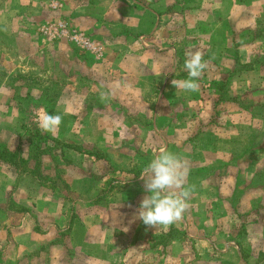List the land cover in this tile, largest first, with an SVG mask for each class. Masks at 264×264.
Here are the masks:
<instances>
[{
	"label": "rangeland",
	"instance_id": "rangeland-1",
	"mask_svg": "<svg viewBox=\"0 0 264 264\" xmlns=\"http://www.w3.org/2000/svg\"><path fill=\"white\" fill-rule=\"evenodd\" d=\"M159 1L163 2L159 14L164 17L157 30L161 51L140 53L144 66L142 72L137 68V76L132 67L127 75L109 79L106 70L108 79L102 85L97 75L102 70L98 64L105 61V43L94 35L114 29L115 34L122 33L124 43L140 44L135 37L139 33L128 27L130 18L125 28L122 23L109 26L106 19L94 24L87 7L90 0H0V148L21 152L29 161L13 166L18 180H24L21 185L34 192L39 188L55 191L66 205L76 201L87 213L90 169L93 179L108 175L95 187L107 192L96 198L109 201V192L119 190L124 177L134 180L159 146L168 147L189 168L188 191L200 183L199 169L214 172L217 160L225 164L237 157L240 164L247 157L264 158V0H204L200 4L183 0L174 5ZM80 5L86 9L72 16ZM197 50L206 65L197 80L198 90L175 89L172 80L187 78L184 60ZM90 61L97 65L91 66ZM118 83L125 85L121 91L127 100L90 98L91 89V94L117 93ZM137 91L142 92V101L136 100ZM46 96L50 103H44ZM107 106L116 114H90ZM42 110L62 116L56 131L47 133L38 127L36 114ZM108 122L133 126V133L117 130L112 133L115 137L108 138L110 133L100 132ZM205 138L218 141V150L206 152ZM234 142L238 146L230 150ZM90 156L95 158L91 163ZM71 184L80 193L89 190L88 195L70 192ZM126 187L145 191L143 181H128ZM131 198L137 202L138 198ZM140 235L146 238L149 229ZM165 238L160 235L158 241Z\"/></svg>",
	"mask_w": 264,
	"mask_h": 264
},
{
	"label": "crops",
	"instance_id": "crops-1",
	"mask_svg": "<svg viewBox=\"0 0 264 264\" xmlns=\"http://www.w3.org/2000/svg\"><path fill=\"white\" fill-rule=\"evenodd\" d=\"M163 1H166L165 5L186 2ZM202 2L204 0L196 3ZM161 3L159 0H90L87 7L94 24L106 19L109 26L120 27L122 23L125 28V22L130 18L128 27L139 33L135 37L140 44L134 45L124 43L122 33L115 34L112 28L108 29L109 33L94 35L105 43V61L98 64L102 69L97 75L102 78L100 84L104 85L108 79L106 70L109 79L127 75L132 67L137 76L138 69L142 72L144 66L140 53L161 51L157 31L160 21L164 20L159 14ZM85 9L86 5L76 7L72 16ZM92 74L97 73L92 71ZM136 82L140 83V80ZM116 88L118 92L113 94L106 90L91 94V89L90 98L114 103L127 100L121 91L125 85L118 83ZM136 93L139 95L135 96L136 100L142 101V92ZM115 111L107 106L102 110L92 109L90 114L104 117L116 114ZM130 127L133 126L108 122L100 132L110 133V138L117 130L133 133ZM95 132H99L97 128ZM101 140L104 142L103 136ZM202 143L206 152L218 150L220 144L206 138ZM235 145L238 143L234 142L230 150ZM91 159L95 160L90 156V163ZM225 161L224 164L217 160L214 172L206 167L199 169L200 183L189 191L188 208L182 219L166 228L148 227L136 216L146 192L129 190L126 182L143 181L141 172L134 180L127 181L124 177L122 187L109 192L111 203L96 198L107 192L96 189L95 182H103L108 175L93 179L90 169V199L86 204L90 211L83 213L84 208L76 201L66 205L57 198L55 191L39 188L34 192L21 185L24 180H18L13 165L0 162V264H264V158L247 157L246 163L240 164L237 157ZM229 166L230 170L227 169ZM71 186L70 192L83 196L89 193V190L80 193L74 184ZM131 197L138 198L137 202ZM77 215L80 219H75ZM147 229L150 235L145 238L140 233ZM174 229L178 235L170 237L169 233ZM160 235L166 238L159 242Z\"/></svg>",
	"mask_w": 264,
	"mask_h": 264
},
{
	"label": "clouds",
	"instance_id": "clouds-1",
	"mask_svg": "<svg viewBox=\"0 0 264 264\" xmlns=\"http://www.w3.org/2000/svg\"><path fill=\"white\" fill-rule=\"evenodd\" d=\"M183 66L187 78L172 80V84L182 92L197 91V80L206 67L203 53L198 50L192 52L184 60ZM70 114L76 115L75 112ZM61 122L62 116L58 113L42 110L36 114L38 127L47 133L56 131ZM141 173L146 194L139 202L136 216L144 225L155 228H166L181 220L188 208L189 191L185 188V182L189 168L186 164L176 154L161 148Z\"/></svg>",
	"mask_w": 264,
	"mask_h": 264
},
{
	"label": "trees",
	"instance_id": "trees-1",
	"mask_svg": "<svg viewBox=\"0 0 264 264\" xmlns=\"http://www.w3.org/2000/svg\"><path fill=\"white\" fill-rule=\"evenodd\" d=\"M45 100H46L44 102L45 104L46 102L50 103L52 101L51 98H49V96H46ZM49 139L56 144L58 143V141L52 137H49ZM0 160H3L8 164L13 165L14 167L15 166L19 167L17 164L21 163L23 165V163L26 164L27 163L26 161H28L26 158L22 156L21 152L11 151L7 147L0 148ZM173 231H175V229Z\"/></svg>",
	"mask_w": 264,
	"mask_h": 264
}]
</instances>
